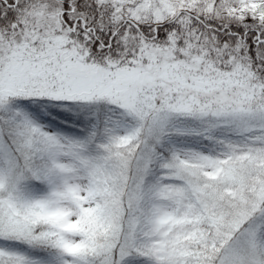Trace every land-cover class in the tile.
I'll use <instances>...</instances> for the list:
<instances>
[{
	"label": "snow or ice",
	"instance_id": "6c2138e0",
	"mask_svg": "<svg viewBox=\"0 0 264 264\" xmlns=\"http://www.w3.org/2000/svg\"><path fill=\"white\" fill-rule=\"evenodd\" d=\"M0 264H264V0H0Z\"/></svg>",
	"mask_w": 264,
	"mask_h": 264
}]
</instances>
